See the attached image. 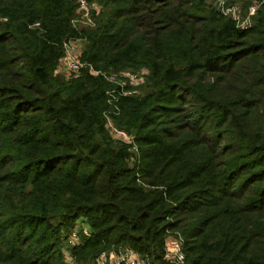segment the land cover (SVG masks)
Instances as JSON below:
<instances>
[{
    "label": "trees",
    "instance_id": "trees-1",
    "mask_svg": "<svg viewBox=\"0 0 264 264\" xmlns=\"http://www.w3.org/2000/svg\"><path fill=\"white\" fill-rule=\"evenodd\" d=\"M87 1L91 24L77 0H0V264H68L64 244L172 264L171 232L186 264H264V2L243 30L209 0ZM70 39L85 65L61 73Z\"/></svg>",
    "mask_w": 264,
    "mask_h": 264
},
{
    "label": "built area",
    "instance_id": "built-area-1",
    "mask_svg": "<svg viewBox=\"0 0 264 264\" xmlns=\"http://www.w3.org/2000/svg\"><path fill=\"white\" fill-rule=\"evenodd\" d=\"M79 3V17L74 20V24L82 22L84 24H91L93 20V13H99L100 8L97 4L91 5L87 0H77ZM209 2L216 5L224 15L231 17L237 27L245 30L249 29L253 24V17L257 13L259 7L263 4L264 0H255L249 6L247 11L243 13L242 6L238 3H233L230 0H209ZM80 42L78 39H70L65 43L66 55L62 59V64L66 66L68 71L77 72L85 63L81 57V49L78 48ZM96 73L97 71L94 70ZM148 71L141 69L136 72H125L123 75L126 82L131 86L130 89L125 90V80L119 82L122 86L123 94H132L138 91L137 86L145 80ZM113 79V78H112ZM111 103L117 107L118 95L116 89L111 92ZM108 127L115 138L123 139L125 141H134L133 136L128 134L125 130L117 128L111 120L108 121ZM137 150V145H134ZM84 234H89L88 227H84ZM81 228L80 225L75 226L74 229L66 237V242L70 246H76L81 243ZM173 235V236H171ZM184 238L179 232H171L166 239L164 245V258L172 264H186V254L184 251ZM120 249V248H119ZM108 249L100 253L97 257L95 264H147L148 258L141 253L131 248Z\"/></svg>",
    "mask_w": 264,
    "mask_h": 264
},
{
    "label": "rangeland",
    "instance_id": "rangeland-1",
    "mask_svg": "<svg viewBox=\"0 0 264 264\" xmlns=\"http://www.w3.org/2000/svg\"><path fill=\"white\" fill-rule=\"evenodd\" d=\"M248 5V4H247ZM80 44H78V48L80 49ZM81 53H82V46H81ZM60 72L61 73H66V72H70V70L68 71V69L66 68V66L64 65V64H62L61 63V65H60ZM67 73V74H68ZM125 73V72H124ZM116 80H117V77H116ZM118 81V80H117ZM119 82V81H118ZM83 220V219H82ZM81 220V221H82ZM82 223V222H81ZM87 226V225H86ZM174 233V232H173ZM171 236H173V235H171ZM70 246V245H69ZM63 249H64V253H65V258H66V261H67V263L68 264H77L76 263V261H75V259H74V257L71 255V249L69 248H67V245L66 244H64V247H63ZM111 249H113V248H111ZM120 250V249H119Z\"/></svg>",
    "mask_w": 264,
    "mask_h": 264
}]
</instances>
